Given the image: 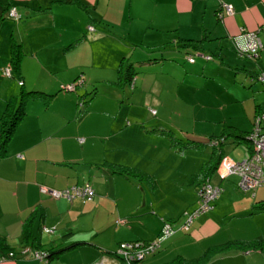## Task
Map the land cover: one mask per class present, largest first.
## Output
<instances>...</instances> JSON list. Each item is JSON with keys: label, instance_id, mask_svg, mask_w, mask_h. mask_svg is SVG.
<instances>
[{"label": "crops", "instance_id": "1", "mask_svg": "<svg viewBox=\"0 0 264 264\" xmlns=\"http://www.w3.org/2000/svg\"><path fill=\"white\" fill-rule=\"evenodd\" d=\"M0 3L10 4L18 16L17 20L1 21V36L6 38L4 28H13L12 35L22 52L18 77L5 76L2 69H10L11 35L0 45V118L6 102L20 90L42 93L24 100L23 114L6 146L0 149V239L13 253L0 264H93L103 253L113 252L119 242L152 239L165 219L182 216L186 208L194 207L201 178L191 182L187 179L199 173L202 155L198 159L191 153L186 156L187 151H177L154 129H172L163 117L167 108L160 95L181 101L174 110L178 116L185 111L190 93L194 99L213 100L205 103L201 99L199 106L194 101L191 111L199 108L198 114H204L202 121L215 124L209 131L204 128L199 136L224 135L223 143L214 144L218 154L211 158L209 152L215 166L223 157L239 161L249 154L245 136L258 105L264 103V84L251 76V72L264 74V0ZM222 5L230 6L231 13H226ZM248 31L255 32L260 43L254 60L237 53V45ZM179 40L196 41L197 47H179ZM189 51L199 59L192 56L193 62L180 68L177 61L185 59ZM155 55L160 59L151 61ZM205 55L210 58L205 59ZM128 62L135 71L133 82L130 86L119 85L118 76ZM218 67H227L224 76L232 72V83L225 88L211 80ZM70 83L75 84L73 91L59 90L60 84ZM101 83L107 86L101 89ZM206 83L213 84V90ZM150 94L158 106L151 114L147 108H136L138 98ZM79 99L82 106L78 105ZM145 122L150 123L149 128L143 125ZM109 164L132 167L152 176V187L143 183L151 191L158 189V193L172 198L169 202L163 197L149 199V204L142 199L121 212V201L128 205L131 199H137L136 189L143 195V183L111 173L107 170ZM215 166L206 180L219 187L231 183L238 190L236 179H221ZM168 174V180L158 181ZM212 174L218 180L213 181ZM83 184L93 191L87 199H52L39 192L40 187L61 190ZM257 189L241 192L253 201L237 211L222 203L217 207L215 199L211 211L216 213L199 215L187 232L179 225L174 227L175 232L161 242L155 253L133 264H264V250L258 249L208 251L209 256L200 259L208 249L227 241L264 237L255 226H247L253 235L238 237L222 230L232 223L233 215L255 210L256 202L264 199L261 192L255 193ZM256 210L255 220H261L264 209ZM83 219L87 223L80 224ZM56 231L62 232L64 246L74 245L45 261L33 259L31 251L39 250L36 243L43 250L45 246L47 250L59 246V240L49 236ZM217 232L223 235L217 238ZM23 249L27 252L22 254Z\"/></svg>", "mask_w": 264, "mask_h": 264}, {"label": "built area", "instance_id": "2", "mask_svg": "<svg viewBox=\"0 0 264 264\" xmlns=\"http://www.w3.org/2000/svg\"><path fill=\"white\" fill-rule=\"evenodd\" d=\"M226 13H231L230 6L222 5ZM8 14L11 18H17V14L13 7L9 8ZM260 43L255 35V32H245L243 34V42L237 45V53L239 56H244L249 60H254L257 57ZM205 59L210 56L205 55ZM187 62H192L191 57L186 58ZM2 74L10 76V69H2ZM258 79L264 84V74L258 76ZM20 84V83H19ZM74 83L60 84L59 90L73 91ZM78 105H82V100L78 101ZM249 142L250 150L247 157L239 161H231L223 157L215 166L216 174L221 178H226L229 175L236 176V187L241 192H252L256 188L264 186V103L260 110L253 115L250 129L246 134ZM221 188L219 185H212L207 180L200 184L196 192V201L194 207L190 211H184L182 214L183 222L180 228L183 232H187L192 221L199 215L207 212L211 208V203L218 197ZM39 192L52 199L71 200L75 197L81 199L89 198L93 191L87 184L75 185L61 190L48 189L40 187ZM46 232L52 230L45 229ZM161 231L163 237H168L174 233V229L167 222H162ZM160 247V241H132L119 242L112 254L101 257L93 264H109L108 261L115 260L122 264H133L145 257L155 253ZM27 252V249L22 250V254ZM33 259L45 261L46 253L41 250L31 251ZM13 257L12 252H8L6 256L0 257V260Z\"/></svg>", "mask_w": 264, "mask_h": 264}, {"label": "rangeland", "instance_id": "3", "mask_svg": "<svg viewBox=\"0 0 264 264\" xmlns=\"http://www.w3.org/2000/svg\"><path fill=\"white\" fill-rule=\"evenodd\" d=\"M6 21L10 22V20L9 21L6 20ZM0 24H1V22H0ZM4 29H5L4 30L5 34L7 36L4 35V37H6V38H3V36H1L2 33H0V45L2 43H4L6 41V39L9 38L10 35L14 38V35H12L14 33L13 28H11L10 26H7ZM72 45L73 44H71V46ZM190 54H192V56L194 58H198L199 59V57H196L195 53H190ZM184 55H185V52H184V54L180 53V56L183 57ZM177 64L180 66V68H183V67L187 68L188 67V63L184 59V57L180 58V60L177 61ZM263 68H264V61H263ZM226 70H227V67H223L222 70L221 69L219 70V67H218V72H217L216 76L213 79H211V80L215 81L218 86H221L223 88H225V86H227L230 83H232V81H230L232 79L231 78L232 77V72L227 71V76H224L226 74ZM91 71H94V69H92ZM236 82H237V80H236ZM106 86H107V84H102V83L100 84V88L101 89L106 87ZM206 86L209 87L208 89H212L213 90V88H210V87L213 86V84L209 85V83H206ZM222 93H223V91H221V94ZM201 99L205 103H211V102L214 103L213 100L209 99V97L201 98ZM201 99H194V98H192L191 93L188 94L186 96L185 111L183 112L182 115L178 116V115L175 114L174 110L176 108H179V106L181 105V101H175V99L172 96H170V97L165 96V98H164V97H161V95H160V100L163 101L164 109L167 108V111L166 110H161V108H160V111L161 112L162 111H166L163 117L168 119L167 120L168 122H166V123L168 125L170 124V126L172 128L171 130L173 131L174 138H179L182 141L195 140V141H200L201 143H204L203 145H201V147H199V149L194 148V147L188 148L186 150L184 149V151H187L186 156H188L189 153H191V154H193L192 156H195L196 159H198L199 155H202V158H200V159H201V162L203 164V163L207 162L208 159H209V152H210L211 148H210V146L207 145V142H208L210 136H209V134L206 135V136H199L198 133H201V132L204 133L203 132L205 130L204 128H207V127H208L207 131H209V127L210 126H214L215 124H214V122H209V123L203 122L202 120L204 119L203 118L204 114H198L199 108L195 109V107H194V112L191 111V108L195 105V102H197L196 103L197 106H199L198 103H203ZM214 99L217 101V103L220 102L219 99H217L216 97H214ZM221 99H224V98L221 97ZM136 105H137L136 108H138V109L147 108L149 114H151L152 110L158 109L155 96L152 95V94H150L148 97H145L143 99L138 98V102L136 103ZM142 105H143V107H142ZM210 109H211V111L215 110V108L214 109L210 108ZM148 112H147V114H148ZM152 114H154V113H152ZM208 121H210V120H208ZM143 125L146 128H149L150 123L149 122H145ZM219 126L220 127H217V129H218L217 130V134L219 133L222 125L220 124ZM186 142H188V141H186ZM176 146L180 147V145L178 143H177ZM185 159H186V161L188 160L187 157ZM214 174H212V180L213 181H214L215 178H217L215 176L216 174L215 175ZM229 177H230L229 178L230 181L235 182V179H236L235 175H229ZM169 178H170L169 174L168 175H162V176L159 177L158 181H166ZM216 180H218V178ZM211 183H213V182H211ZM220 188H221V191L219 193V197H217L216 201H215L217 207L220 205V203H222L224 205L223 207H225V208L226 207L227 208L234 207L236 209V211H237V210L243 209L245 206L250 205L251 202L253 201V199L250 197V195L242 194L241 191L236 190L235 187L231 183L230 184L226 183V184L222 185ZM136 190H137V193H138L137 199H131L129 201L128 205L125 204V202L121 201V203H120L121 212H126V207H131V206H133L135 204H140L142 199H145L146 203L149 204V199H152V201H153V200L160 199V197H163L166 202H169L170 199L172 198L169 194H165L164 195V194L158 193V191H157L158 189H156L155 191L153 190L154 192L151 191L148 188V186H146V184H144V183H143V190H144L143 195L141 194L140 190H138V189H136ZM165 191H168V188H165ZM257 192L258 193L261 192V199L264 198V187H259V189H257V191L255 193H257ZM171 203L173 205L174 202H171ZM254 208H255V210L251 211L252 213L250 211H248L247 213L233 215L232 221H231L232 223L229 224L227 226V228H223L222 230L225 231L227 229V231H229L228 233L230 235H233V236H236V237H238L240 235H245V234L246 235L247 234L248 235H253V234H249L251 232H250V230H248L247 226H250V228L255 226L257 231H259L261 233L264 232V226H261V228L256 226V225H258V223H263L264 224V211H261V220H255L254 216H256V214L254 215V213H255V211L257 212V210H256L257 208L256 207H254ZM190 210H191V207L190 208L188 207L184 211H190ZM211 210L212 209L210 208L207 212L216 213V211H211ZM207 212H205V213H207ZM138 213H141V212H138ZM205 213H203V214H205ZM215 217H216V215L213 218H215ZM164 222H167L170 225L171 228H174V227H176L178 225H179V228H180V225L183 222V217L181 215H178V216H176V217H174L172 219H165ZM79 223L80 224H85V223H87V220H85V219L80 220ZM161 227H162V224H161ZM161 227H160V230L157 233V235L155 237H153L152 239H150V240H146V242H149V241L150 242H152V241H160V244H161V242L167 238V237H163V233L161 231ZM49 230H51V229H49ZM215 231H218V229L215 230ZM59 233L60 232L56 231L55 235H49L50 238H52L53 240L57 239V240H59L58 242H60L59 246H56V247L54 246L55 248H59L60 246L64 247V245H65V244H63L61 242V241H63L62 240V236H60V235H62V232L60 234ZM222 235L223 234L221 232H217V234H215V236H217V238L221 237ZM262 235H264V234H262ZM140 239H142V238H140ZM132 241H142V240H131V242ZM43 248L46 249V246L43 247ZM65 258H69V257H65ZM65 260H68V259H65Z\"/></svg>", "mask_w": 264, "mask_h": 264}, {"label": "trees", "instance_id": "4", "mask_svg": "<svg viewBox=\"0 0 264 264\" xmlns=\"http://www.w3.org/2000/svg\"><path fill=\"white\" fill-rule=\"evenodd\" d=\"M76 3H78L76 1ZM79 4V3H78ZM11 7L10 4H1L0 3V22L3 19L9 18L12 20H17V18H11L8 14L9 8ZM15 41V39L10 36V48H9V67H10V75L13 77H18L19 74V66H20V60L22 57V52L20 49V44ZM177 43H179V47H190L191 49H195L197 47V42L196 41H192V40H179L177 41ZM190 52V51H189ZM159 53H156V55H158ZM155 58L151 59V61L154 60H158L160 58H158L159 56ZM187 57H191V54H186L185 59ZM193 59V58H192ZM187 61V60H186ZM193 62V61H192ZM135 71L134 68L131 66V63L128 62L127 65L125 66L124 70L119 74L118 76V81L117 84L122 85V84H127V85H131L134 79V75ZM251 76L252 78H256L258 79V73L255 72H251ZM18 83L21 84V82L19 81ZM19 94L15 95V96H11V98L6 102L5 104V108L1 114V118H0V149H4V147L6 146L10 136L12 135V132L14 130V127L17 123V121L20 119V117L23 114V103L24 100L27 97H34V96H41L42 93L39 91H24L23 89L20 90V92H18ZM81 100V99H79ZM82 105H83V101H82ZM81 105V106H82ZM263 105V104H262ZM262 105H258L259 110L261 109ZM258 112V110H257ZM255 112V113H257ZM156 130H158V132L160 134H162L164 137H166L169 142L171 143V146L175 147L177 151H184V149H188V148H192V147H198L203 145L204 143H201L200 141H195V140H185L182 141L179 138H174L173 136V131L171 129L168 128H154ZM244 138V137H242ZM246 138V136H245ZM244 138V139H245ZM223 139H224V135L221 134L219 136H212L211 138H209V141L207 142V145L210 146L211 148V158L213 156H215L216 154H218V148H215L218 144L223 143ZM247 139V138H246ZM188 141V142H186ZM177 143L180 145V147H177ZM216 143V144H215ZM176 144V145H175ZM215 144V145H214ZM211 159H209L207 162L203 163L199 173H194L193 175L189 176V178L187 179V182H191V181H195V179L197 180L199 177L201 178V181L197 184L200 185L202 183H204L206 181V179L208 178V176L211 174V172L214 169L215 164L213 162L210 161ZM108 171H110L111 173H115L118 175H121L125 178H129L132 179L133 181H139V182H144L146 184H148L149 186H153L154 184V179L152 176L143 173L140 170H137L135 168L132 167H126V166H119V165H108L107 168ZM264 187V186H261ZM256 208L257 209H264V199L256 202ZM71 245H74V243L69 244L67 246L64 247H59V248H55L54 246H51L48 250L45 249L43 250L41 248V246H39V244L36 243V248L39 247V250L44 251L46 253V259H49L50 256L52 255H56L57 253L68 249V247H70ZM232 249H242V250H246V249H258V250H264V237H257L251 240H231V241H227L225 242L223 245L221 246H216L215 248L212 249H208L206 252L207 254L203 255L200 259L201 261H204V259H206L209 254L208 251H217V252H227L230 251ZM11 251L12 252V248H10L9 246H7L5 243H3V240L0 239V257H4L7 255V253ZM113 252H105L102 255H100V257L104 256V255H110ZM178 262V260H176Z\"/></svg>", "mask_w": 264, "mask_h": 264}]
</instances>
